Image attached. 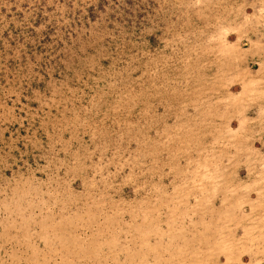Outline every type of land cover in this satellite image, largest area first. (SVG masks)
Here are the masks:
<instances>
[{"label": "rangeland", "instance_id": "obj_1", "mask_svg": "<svg viewBox=\"0 0 264 264\" xmlns=\"http://www.w3.org/2000/svg\"><path fill=\"white\" fill-rule=\"evenodd\" d=\"M0 264H264V0H0Z\"/></svg>", "mask_w": 264, "mask_h": 264}]
</instances>
